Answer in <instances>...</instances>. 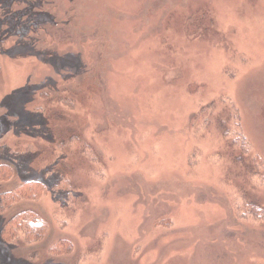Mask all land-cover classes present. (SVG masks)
I'll return each mask as SVG.
<instances>
[{"label":"rangeland","instance_id":"obj_1","mask_svg":"<svg viewBox=\"0 0 264 264\" xmlns=\"http://www.w3.org/2000/svg\"><path fill=\"white\" fill-rule=\"evenodd\" d=\"M0 160V264H264V0H0Z\"/></svg>","mask_w":264,"mask_h":264},{"label":"trees","instance_id":"obj_2","mask_svg":"<svg viewBox=\"0 0 264 264\" xmlns=\"http://www.w3.org/2000/svg\"><path fill=\"white\" fill-rule=\"evenodd\" d=\"M215 108L217 105L215 104ZM201 115L206 116V112H202ZM211 117L208 118L206 124H211ZM236 144V139H233V142ZM239 151H243L242 148H238ZM2 161V160H0ZM238 163V160H235ZM15 175L14 167L0 162V185L5 182H9L12 180ZM64 183L65 188L61 187ZM58 190L62 189L64 191H68L70 189V185L65 184L62 180H58L56 184ZM48 190L47 186L41 182H33L27 181L17 187L16 189L8 192L0 193V213H6L11 209L12 206H15L22 201H37L40 199L41 191ZM263 210L259 211L260 215ZM18 222L17 231H13L10 226ZM18 230H23L22 233L24 235L26 242H35L38 241L42 235L47 231V224L37 213L34 211L26 210L20 214L15 215L11 218L7 224L3 226L1 229V240H13Z\"/></svg>","mask_w":264,"mask_h":264}]
</instances>
